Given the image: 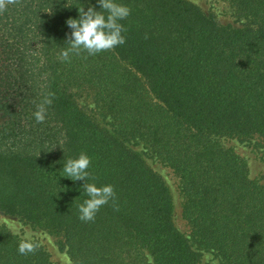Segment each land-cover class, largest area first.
Here are the masks:
<instances>
[{
  "label": "trees",
  "instance_id": "trees-1",
  "mask_svg": "<svg viewBox=\"0 0 264 264\" xmlns=\"http://www.w3.org/2000/svg\"><path fill=\"white\" fill-rule=\"evenodd\" d=\"M223 1L240 25L190 0H122L126 43L67 62L65 21L78 15L67 0L0 11V210L56 237L71 264H201L203 251L220 264H264V184L220 141L264 139V0ZM78 91L93 94L110 127ZM81 153L90 179L115 190L89 222L78 214L83 181L58 173ZM147 153L178 179L188 236ZM19 243L0 225V264H53L41 246L22 255Z\"/></svg>",
  "mask_w": 264,
  "mask_h": 264
},
{
  "label": "clouds",
  "instance_id": "clouds-1",
  "mask_svg": "<svg viewBox=\"0 0 264 264\" xmlns=\"http://www.w3.org/2000/svg\"><path fill=\"white\" fill-rule=\"evenodd\" d=\"M13 3L15 0H0V11H5ZM64 7H75L78 15L65 21L71 31L66 34V43L60 51L62 60L67 62L72 54L81 52L96 55L126 43L123 34L126 29L121 21L130 16L131 9L122 0H95V4L91 0L87 4L81 0L78 4H71L67 0ZM52 8L46 12L51 13ZM51 104L50 95H46L36 105L32 114L36 123L46 120ZM90 165L91 158L86 153H81L75 158L67 159L58 172L60 177L71 181H83L80 191L85 199L78 205L79 219L83 222L93 221L100 208L115 198L113 185H98L90 179ZM35 247L31 241L25 239L21 240L17 251L23 255L33 252Z\"/></svg>",
  "mask_w": 264,
  "mask_h": 264
},
{
  "label": "rangeland",
  "instance_id": "rangeland-1",
  "mask_svg": "<svg viewBox=\"0 0 264 264\" xmlns=\"http://www.w3.org/2000/svg\"><path fill=\"white\" fill-rule=\"evenodd\" d=\"M201 7L205 12H212L222 24L240 25L241 21L235 16L234 9L228 2L223 0H190ZM77 101L86 109H91L96 114L98 121L107 127L109 118L102 116L101 109L96 106L94 96L91 92L78 91L76 93ZM3 119L0 117V123ZM225 147H231L237 154L242 156L247 163L249 175L251 178L259 179L264 184V139L257 138L252 141H241L237 138L223 137L220 139ZM148 164L157 171L170 187L175 211L174 221L177 228L185 235H189V227L181 215V197L178 190V179L172 170L151 156L150 153L145 154ZM0 225L5 227L11 234L21 240L31 241L33 244L41 246L49 255L53 264H71V261L65 250L61 248L56 237L50 235L46 231L34 228L26 224L19 217L11 216L0 210ZM201 264H220L218 257L208 251L201 254Z\"/></svg>",
  "mask_w": 264,
  "mask_h": 264
}]
</instances>
